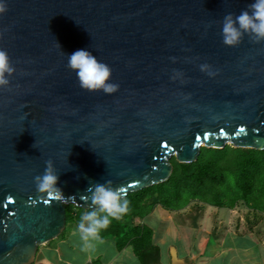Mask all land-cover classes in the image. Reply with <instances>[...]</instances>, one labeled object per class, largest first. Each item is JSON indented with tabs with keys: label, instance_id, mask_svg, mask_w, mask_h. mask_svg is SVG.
<instances>
[{
	"label": "water",
	"instance_id": "95a60500",
	"mask_svg": "<svg viewBox=\"0 0 264 264\" xmlns=\"http://www.w3.org/2000/svg\"><path fill=\"white\" fill-rule=\"evenodd\" d=\"M250 3L7 0L0 49L16 71L0 88V264H33L65 232L68 205L91 210L93 184L111 180L126 198L167 181L173 157L264 150V41L232 47L221 34ZM78 49L110 65L118 91L80 87L67 66ZM49 160L74 199L37 191Z\"/></svg>",
	"mask_w": 264,
	"mask_h": 264
},
{
	"label": "trees",
	"instance_id": "16d2710c",
	"mask_svg": "<svg viewBox=\"0 0 264 264\" xmlns=\"http://www.w3.org/2000/svg\"><path fill=\"white\" fill-rule=\"evenodd\" d=\"M171 161V177L128 195V212L112 219L100 233L103 238L114 239L120 250L131 245L142 264L160 263L158 235L144 221L159 206L176 211L194 201L229 209L242 204L256 214H264V150L233 145L223 149L203 147L197 161L181 163L176 157ZM75 209L88 211L72 206L68 221Z\"/></svg>",
	"mask_w": 264,
	"mask_h": 264
},
{
	"label": "clouds",
	"instance_id": "9594fccd",
	"mask_svg": "<svg viewBox=\"0 0 264 264\" xmlns=\"http://www.w3.org/2000/svg\"><path fill=\"white\" fill-rule=\"evenodd\" d=\"M7 11V0H0V15ZM221 34L223 43L232 47L238 46L246 34L256 43L264 41V0H252L239 14L227 13L223 18ZM67 57V66L75 72L82 89L102 91L106 95L118 91L119 85L111 79L110 65L99 60L93 52L78 49ZM200 67L210 76L215 74L207 64ZM15 71L7 51L0 49V88L10 85L9 77ZM34 147L39 149L37 142ZM34 180L39 193L61 201L74 199L66 198L58 187L59 174L51 160L47 161L43 174L35 176ZM87 191L90 194L91 210L83 212L77 224V231L86 249L91 247L93 241L101 239L100 233L109 227L112 219H120L129 210V201L124 196L125 190L122 187H114L111 180L93 184Z\"/></svg>",
	"mask_w": 264,
	"mask_h": 264
},
{
	"label": "rangeland",
	"instance_id": "374dc122",
	"mask_svg": "<svg viewBox=\"0 0 264 264\" xmlns=\"http://www.w3.org/2000/svg\"><path fill=\"white\" fill-rule=\"evenodd\" d=\"M72 206H67L69 217ZM154 211L162 255L158 264H171L172 245L187 264H264V214L242 204L229 209L195 201L181 210L159 206ZM130 264L142 263L134 257Z\"/></svg>",
	"mask_w": 264,
	"mask_h": 264
},
{
	"label": "crops",
	"instance_id": "0c3cea01",
	"mask_svg": "<svg viewBox=\"0 0 264 264\" xmlns=\"http://www.w3.org/2000/svg\"><path fill=\"white\" fill-rule=\"evenodd\" d=\"M154 212L149 214L144 221L157 233L158 222L151 220ZM82 213L75 209L65 232L41 246L33 264H130V260L137 257L131 245L120 250L114 239L102 236L99 241H93L91 247L86 249L77 231V224ZM171 248L173 249L169 251L171 256L169 263L187 264L185 258L181 257L177 246L175 248L172 245Z\"/></svg>",
	"mask_w": 264,
	"mask_h": 264
}]
</instances>
